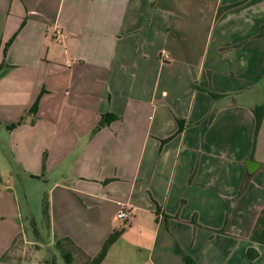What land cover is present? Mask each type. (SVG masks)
Instances as JSON below:
<instances>
[{
	"label": "crops",
	"instance_id": "obj_1",
	"mask_svg": "<svg viewBox=\"0 0 264 264\" xmlns=\"http://www.w3.org/2000/svg\"><path fill=\"white\" fill-rule=\"evenodd\" d=\"M263 30L264 0H0V128L50 245L95 257L124 229L102 264H264ZM1 182L0 264H26L39 238Z\"/></svg>",
	"mask_w": 264,
	"mask_h": 264
},
{
	"label": "rangeland",
	"instance_id": "obj_2",
	"mask_svg": "<svg viewBox=\"0 0 264 264\" xmlns=\"http://www.w3.org/2000/svg\"><path fill=\"white\" fill-rule=\"evenodd\" d=\"M0 172L3 175L2 184L10 181L16 188L18 197L24 213L26 214V227L32 238L38 237L39 245L30 244V237L23 239L14 250L11 256L15 257L21 263L26 264H50L52 253L59 257L58 263L65 264L60 252L54 245H50L51 237L48 226L43 217L42 202L44 187L37 181L24 175L13 162L11 150L8 144V132L0 128ZM11 173V174H10ZM28 207L32 210V216L27 214ZM29 236V235H28ZM85 259L77 256L74 264H82Z\"/></svg>",
	"mask_w": 264,
	"mask_h": 264
},
{
	"label": "trees",
	"instance_id": "obj_3",
	"mask_svg": "<svg viewBox=\"0 0 264 264\" xmlns=\"http://www.w3.org/2000/svg\"><path fill=\"white\" fill-rule=\"evenodd\" d=\"M261 36H264V30L262 31ZM10 48V44H8L5 49H4V58L6 57V54ZM7 67V64L4 60V62L0 65V74L2 71ZM215 98V96H214ZM34 112V109L30 112V115ZM214 113L211 114V117H214ZM254 115L256 117V133H255V138H257L259 131L261 129L263 120H264V103L254 109ZM117 117L111 114H107L103 117L100 125L97 128V131L101 130L102 128L108 126L111 122L116 120ZM25 118L21 119L20 122L10 125L7 127L8 130H13L17 128L18 126L22 125L25 122ZM184 122L180 121V132L184 130ZM0 181H2L0 179ZM44 215L46 218H49V204L47 200L44 203ZM124 232V229L121 230H116L110 238L107 240V242L104 244L102 250L100 253L95 256H89L82 248H80L72 239L70 238H65L57 243H55V248H57L60 252V256L63 258L65 264H74L77 256L85 259L82 264H102L105 258L108 255V252L110 248L116 243V241L120 238L122 233ZM251 241L253 243H256L258 245L264 246V210L262 211L256 227L253 231V234L251 236ZM248 257L250 260H255L259 257L258 252L255 249H250L248 252ZM59 257L54 256L52 253V258L50 261V264H59L58 263ZM185 262L186 264H197L196 261L190 257V256H185Z\"/></svg>",
	"mask_w": 264,
	"mask_h": 264
},
{
	"label": "water",
	"instance_id": "obj_4",
	"mask_svg": "<svg viewBox=\"0 0 264 264\" xmlns=\"http://www.w3.org/2000/svg\"><path fill=\"white\" fill-rule=\"evenodd\" d=\"M247 167H248V174L252 176L256 173L260 165L254 161H247Z\"/></svg>",
	"mask_w": 264,
	"mask_h": 264
},
{
	"label": "built area",
	"instance_id": "obj_5",
	"mask_svg": "<svg viewBox=\"0 0 264 264\" xmlns=\"http://www.w3.org/2000/svg\"><path fill=\"white\" fill-rule=\"evenodd\" d=\"M118 219L122 221H129L131 219V214L128 212V210H123L119 213Z\"/></svg>",
	"mask_w": 264,
	"mask_h": 264
}]
</instances>
